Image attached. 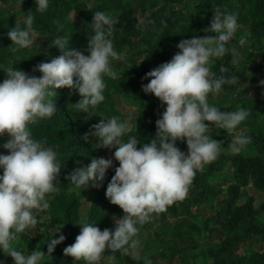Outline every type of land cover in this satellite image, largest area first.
Returning <instances> with one entry per match:
<instances>
[{
  "label": "trees",
  "instance_id": "16d2710c",
  "mask_svg": "<svg viewBox=\"0 0 264 264\" xmlns=\"http://www.w3.org/2000/svg\"><path fill=\"white\" fill-rule=\"evenodd\" d=\"M36 7L35 0H23L21 5L18 0H0V82L6 78L2 69L11 66L29 76L40 77L42 74L34 71L35 67L61 54L52 44L57 37L69 38V48L88 55L90 24L96 11H104L118 20L110 38L123 59L112 60L117 78L104 77L105 99L99 105L81 113L73 107L81 99L76 90L60 88L54 98L55 114L29 126L34 139L45 141L57 153L62 167L54 183H59L60 190L50 194L48 209L33 210L36 226L20 234L12 242L13 247L25 254L41 250L46 254L41 264H85L63 252L80 233L78 224L86 220L101 230H114V219L124 213L105 196L107 184L119 166L113 157L116 149L97 148L91 136L83 139L84 134L100 119L116 116L130 121L131 131L122 138L124 142L129 136H135L141 143L153 139L155 122L165 105L160 106L158 98L142 91V85L149 82L142 77L170 61L179 51L176 45L181 40L215 35L204 29L219 10L235 13L239 27L226 45L227 53L213 58L211 71L216 77L234 76L238 81L223 85L218 94H210L209 103L221 112L247 109L250 115L240 128L251 137V142L234 154L229 147L232 136L210 124L208 134L223 142L224 151L197 172L185 199L167 206L165 212L151 214L148 222L138 225V237L142 231H149V240L161 250L136 255L131 254V249L127 253L117 251L115 264H144L145 258L152 264H163L159 256L166 264H264V247L262 250L247 247L249 242L264 246V84L261 83L264 81V0H51L43 13L36 11ZM72 13L78 20L71 19ZM19 14L22 20L17 21ZM29 14L34 16L36 44L13 52L15 46L11 45L7 32L14 26L25 28ZM142 19L151 23L140 24ZM241 37L246 39L244 45L239 43ZM221 68L229 71L221 72ZM250 89H255L254 95ZM126 106L134 107L133 117L123 112ZM6 141V134L0 136V145ZM176 146L187 153L186 142L177 141ZM0 154L8 153L0 147ZM100 157L113 159V166L97 187L89 184L81 191L65 179L75 167L86 166L92 158ZM221 180L229 183L220 187ZM250 188L262 195L263 202L256 204V199L249 195ZM172 218L176 222H170ZM60 235L65 239L49 255L48 242ZM240 248L242 252H238ZM111 254L106 250L99 264H109ZM0 261L14 264L12 257L3 252Z\"/></svg>",
  "mask_w": 264,
  "mask_h": 264
},
{
  "label": "clouds",
  "instance_id": "9594fccd",
  "mask_svg": "<svg viewBox=\"0 0 264 264\" xmlns=\"http://www.w3.org/2000/svg\"><path fill=\"white\" fill-rule=\"evenodd\" d=\"M22 2L18 0L20 5ZM50 2L35 0L36 11H47ZM237 20L235 13L217 10L210 26L204 29L215 35L181 40L176 45L179 51L170 61L142 77L149 80L142 85V91L166 106L155 122V137L148 143H141L135 136L124 142L122 138L131 131L130 121L116 116L100 119L84 134L83 139L91 136L97 148L116 149L113 157L119 166L107 184L105 196L124 215L114 219V230H101L82 220L75 242L63 250L65 256L85 264H99L108 250L112 253L108 256L109 264H115L117 251L138 250V225L148 222L151 214L165 212L167 206L185 199L197 172L224 151L223 142L208 134L210 124L232 136L229 147L234 154L251 142V137L240 128L250 115L247 109L221 112L209 103V95L218 94L223 85L237 84L234 76L216 77L211 71L213 58L227 53L226 45L239 27ZM117 22L104 11L93 14L88 55L69 48V38L57 37L52 44L61 54L35 67L34 71L42 74L40 77L29 76L12 66L2 69L6 78L0 82V136L6 134L7 141L0 147L8 154H0V252L12 257L14 264H41L44 252L34 250L25 254L14 248L12 242L36 226L33 210L48 209L50 194L60 190L59 183H54L62 167L57 153L45 141L34 139L29 126L55 114L54 98L60 88L76 90L81 99L73 107L81 113L103 102L104 77L116 79L111 62L123 59L110 38ZM33 23L34 16L29 14L25 28L14 26L7 32L15 46L13 52L36 44ZM145 23L151 21H140ZM239 43L244 45L246 39L241 37ZM228 71L221 68V72ZM177 141L186 142L187 153L176 146ZM112 166L113 159L92 158L86 166L75 167L65 179L81 191L89 184L97 187ZM64 239L63 235L51 238L47 253L50 255ZM144 264L152 262L145 258Z\"/></svg>",
  "mask_w": 264,
  "mask_h": 264
},
{
  "label": "rangeland",
  "instance_id": "374dc122",
  "mask_svg": "<svg viewBox=\"0 0 264 264\" xmlns=\"http://www.w3.org/2000/svg\"><path fill=\"white\" fill-rule=\"evenodd\" d=\"M16 19H17V21H20V20H22V15L21 14H19V15H17L16 16ZM71 19L72 20H78V18H77V16H76V14L75 13H72L71 14ZM259 61H257V63H258ZM254 65V64H253ZM252 66V65H251ZM263 70H264V68H263ZM260 72L262 71V69L261 70H259ZM250 91H251V93L254 95L255 94V89H250ZM159 105L160 106H162V104L161 103H159ZM166 106H163V108H165ZM124 113H126V115H127V117H133V113H134V107H128V106H126L125 107V109H124V111H123ZM229 183V180H221V181H219V185H220V187H224L225 185H227ZM249 190V195L250 196H252V197H254L255 199H256V204H259V203H261V202H263V199H262V195L261 194H259L258 192H255L254 190H252L251 188L250 189H248ZM203 209L204 208H202V211H203ZM194 211L195 212H200V210H197V209H194ZM170 222H176V220H174L173 218L172 219H170ZM152 235V234H151ZM149 231H142L141 232V235L138 237V239H139V241H140V247H139V249L138 250H132L131 251V254H134V255H136V254H139L140 252H142V251H150V252H152V253H156V251L157 250H161L160 249V247H159V245L157 244V243H155V242H153V241H150L149 240ZM254 246V248H256L257 250H262L263 249V245H261L260 243L259 244H254V245H252L250 242L247 244V247H253ZM243 251V249L242 248H240V249H238V252H242ZM167 255L169 256V253H167ZM160 260H161V262H163V264H166L167 262L165 261V260H163V259H161V257L159 256L158 257ZM176 258H177V255L174 257V259H173V262L174 263H176Z\"/></svg>",
  "mask_w": 264,
  "mask_h": 264
}]
</instances>
